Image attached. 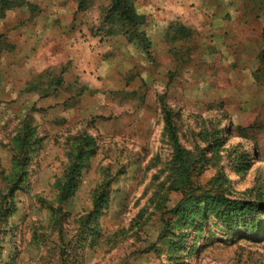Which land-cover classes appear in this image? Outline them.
I'll use <instances>...</instances> for the list:
<instances>
[{"label":"rangeland","instance_id":"obj_1","mask_svg":"<svg viewBox=\"0 0 264 264\" xmlns=\"http://www.w3.org/2000/svg\"><path fill=\"white\" fill-rule=\"evenodd\" d=\"M26 1L36 9L0 18L11 43L0 52V264H168L165 249H150L172 157L163 108L186 149L203 145L199 133L223 130L220 160L200 184L222 172L230 198L264 200V0H135L147 51L122 35L92 36L109 0ZM25 126L30 147L17 154ZM81 136L95 140L93 153L73 196L58 201ZM231 150L253 159L246 173L235 172ZM14 157H25L26 173ZM100 191L106 202L94 217ZM180 198L169 192L165 206ZM215 222L190 233L180 264H264V236Z\"/></svg>","mask_w":264,"mask_h":264},{"label":"trees","instance_id":"obj_2","mask_svg":"<svg viewBox=\"0 0 264 264\" xmlns=\"http://www.w3.org/2000/svg\"><path fill=\"white\" fill-rule=\"evenodd\" d=\"M109 2L110 5L103 10L100 26L95 29L99 33L93 35L100 33L106 36L122 35L128 43L137 44L142 51L149 50L152 45L151 39L143 29L146 17L137 11L134 6L135 0H109ZM25 4L28 5L23 0H0V18L4 16V9L15 6L22 8ZM28 6L33 10L36 9L33 5ZM10 46L11 43H7V38L0 34V52ZM162 121L164 123L163 134L172 148V157L166 166L168 175L164 184L168 186L159 184L157 195H155V200L158 202L157 207L162 210V233L159 236V245H151L150 249L158 254L165 249L168 252L166 256L168 264H180L183 253L188 252L186 242L191 236L190 233L193 232L194 235L199 236L211 218L216 220L215 225L221 224L227 232H238L243 228L245 236L252 234L264 236V200L260 195L248 201L230 198L226 194V186L230 185V182L222 172L205 184H200L198 181V178L210 166L217 165L220 160L219 151L226 143L223 130L218 132L216 130L214 133L205 130L199 133L200 142L203 145L200 146L195 142L193 147L186 149L179 141L173 114L167 108L162 110ZM30 132L27 126L23 128L19 137L16 138L18 149L15 153H21L30 147ZM94 141L92 138L83 136L74 139L68 154L71 161L69 167L56 182L58 201H64L73 196L88 151L93 153ZM85 147L89 148L86 153L84 152ZM230 152L231 155L233 154L235 172L246 173L252 167L253 159L248 154L234 150ZM14 159L16 172H25V157H14ZM14 187L15 185L10 186L9 190H13ZM169 192L181 194L180 200L170 209L165 206ZM105 202L106 193L100 191L95 195L92 211L94 217L98 215ZM258 215L262 216L258 217ZM192 243L193 247L189 249L190 251L194 249L196 236Z\"/></svg>","mask_w":264,"mask_h":264},{"label":"crops","instance_id":"obj_3","mask_svg":"<svg viewBox=\"0 0 264 264\" xmlns=\"http://www.w3.org/2000/svg\"><path fill=\"white\" fill-rule=\"evenodd\" d=\"M26 1V0H25ZM26 3L28 4V5H33V4H31L30 2H28V1H26ZM28 5H26L25 4V6L24 7H22V8H18V9H29V6ZM33 6H35V5H33ZM137 9V8H136ZM33 11V10H32ZM137 11H138V9H137ZM139 12V11H138ZM177 23H179V24H177ZM175 24L176 25H179V29H182L183 31H186L185 29H186V27L185 26H183L182 24H180V22H175ZM93 34H96L95 32H92V36L93 37H97V35L96 36H94ZM100 36V38H104V37H109V38H112V37H117V36H121V35H117V36H109V35H99ZM126 39V38H125ZM7 42H8V40H7ZM126 42L128 43V41H127V39H126ZM129 45H135L136 46V48L137 49H139V51H142L139 47H138V45L137 44H130V43H128ZM260 57H262L263 59H264V50L262 51V53H261V56Z\"/></svg>","mask_w":264,"mask_h":264}]
</instances>
